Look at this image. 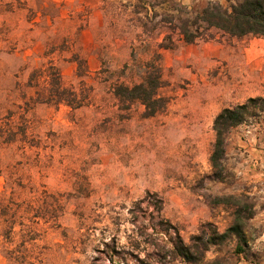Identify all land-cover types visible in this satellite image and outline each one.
Listing matches in <instances>:
<instances>
[{"label": "rangeland", "instance_id": "374dc122", "mask_svg": "<svg viewBox=\"0 0 264 264\" xmlns=\"http://www.w3.org/2000/svg\"><path fill=\"white\" fill-rule=\"evenodd\" d=\"M228 1L0 0V197L24 203L34 230L23 264H189L177 233H224L236 207L215 200L231 197L254 206L246 253L232 238L206 260L264 264V113L228 135L222 179L210 161L217 115L264 97V38L212 30L188 44L177 29ZM151 65L169 104L146 118L114 89ZM63 89L79 107L57 103ZM15 232L0 264H19L5 250L24 241Z\"/></svg>", "mask_w": 264, "mask_h": 264}, {"label": "trees", "instance_id": "16d2710c", "mask_svg": "<svg viewBox=\"0 0 264 264\" xmlns=\"http://www.w3.org/2000/svg\"><path fill=\"white\" fill-rule=\"evenodd\" d=\"M228 3L225 6L218 2H210L195 17L180 20V26L177 29L184 41L188 44H194L199 40H212V36L207 34L212 30L239 39L246 37L264 38V0H229ZM148 69L143 82L133 86L117 84L114 94L125 109H130L134 103H140L145 107L144 116L152 118L164 111L169 101L159 95V90L164 86L161 68L151 65ZM59 79L60 75L57 72L56 82L61 86ZM68 93L70 92L66 89L57 92L54 95L57 98V103L64 102L71 107H79L80 104L77 103L75 95L72 92ZM262 113H264V97H258L250 98L236 107L225 108L217 115L213 123L216 140L210 159L217 178L222 179L224 175L225 146L228 135L235 128ZM14 141V139H9L7 143ZM215 201L219 204H230L236 207L234 222L224 233L214 231L211 235H207L206 232H202L200 235L194 236L190 245L186 244L177 233V238L173 241L174 253L189 264H209L206 260V254L211 247L222 245L232 238H236L238 242L237 253H246L248 237L245 229L247 222L254 218V206L243 199L234 197L217 198ZM23 205L24 203L13 199L6 201L0 197V218H3L5 227L0 238L2 237L6 244L11 245L17 225L26 227V233L23 235L24 241L19 247L17 249L5 248L7 259L19 264L26 262L28 257L27 245L35 240L33 228L25 226L24 216L20 214ZM31 207L28 206V208Z\"/></svg>", "mask_w": 264, "mask_h": 264}]
</instances>
